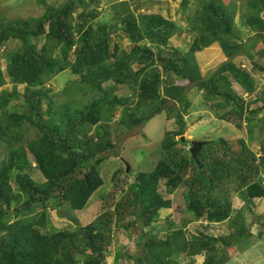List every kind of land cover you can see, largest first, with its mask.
Here are the masks:
<instances>
[{
  "label": "trees",
  "instance_id": "obj_1",
  "mask_svg": "<svg viewBox=\"0 0 264 264\" xmlns=\"http://www.w3.org/2000/svg\"><path fill=\"white\" fill-rule=\"evenodd\" d=\"M103 1L69 0L59 8L47 7L38 18L0 23V52L7 43L19 45L6 54L5 69L0 63V89L12 86L0 95V142L6 150L0 163V264H106L119 230L133 231L141 239L139 254L128 256L133 264H180V257L196 264L195 257L201 255L203 264H226V249L252 236L245 210L233 209V197L249 203L264 198V143L258 156L243 140L236 147L218 138L207 141L194 158L186 149L190 142H182L184 117L192 105L187 88L195 85L202 91L220 121L239 130L246 123L250 139L256 128L264 131V116L260 123L254 120L264 111V98L255 97L252 73L236 63L245 58L253 72H264V0H244L247 12L241 24L253 34L248 41L232 6L222 0H196L194 15L187 17L195 35L187 52L168 46L178 30L175 22L160 14L137 15L144 0L113 2L111 22L99 19ZM189 2L183 0L184 11ZM120 32L130 43L128 51L114 40ZM216 43L227 61L203 78L196 54ZM66 71L94 93L89 103L56 100L47 85ZM108 83L129 90L130 96L108 93ZM234 85L250 99L237 95ZM20 86L25 87L22 95ZM259 102L262 106L251 110ZM164 110L176 129L165 132L154 170L135 174L125 185L122 172H115L114 191L92 223L73 231L53 228L52 211L67 206L82 212L104 186L102 165L117 148L111 133L114 121L118 129L129 131ZM28 125L35 131L30 140ZM33 165L44 182L30 175ZM161 186L168 195L183 190L180 226L166 218L167 227L156 229L160 211L173 208ZM196 222H205V230L227 222L230 234L213 237L198 231L188 239L186 227ZM123 254L116 253L117 262Z\"/></svg>",
  "mask_w": 264,
  "mask_h": 264
},
{
  "label": "rangeland",
  "instance_id": "obj_2",
  "mask_svg": "<svg viewBox=\"0 0 264 264\" xmlns=\"http://www.w3.org/2000/svg\"><path fill=\"white\" fill-rule=\"evenodd\" d=\"M68 1L69 0H0V23L38 18L44 14L47 7L59 8ZM116 1L122 0L103 1L99 8L100 21L111 22L113 11L110 7L111 4ZM222 1L226 5L232 6L231 8L236 15V24L243 33L244 41H248L253 34L248 33L241 24L243 14L247 12L245 1ZM182 2L183 0H144L141 8L136 13L138 16L141 14H160L175 22L178 30L175 31L168 46L187 52L195 36L189 30L190 25L187 17L194 15L197 2L196 0H190L186 11L182 9ZM114 40L121 45L123 50L128 51L130 49V43L122 32L114 34ZM43 43L44 41L41 40L40 46ZM18 46L17 42H10L3 45L0 52V63L3 69H5L6 54L16 51ZM196 58L203 78H209L217 68L227 61L217 43L202 52H198ZM236 63L252 73L257 83L255 97L264 98V72H253L252 65L245 58L237 59ZM260 63L264 66V58L260 60ZM76 79L77 78H75L70 71H66L49 82L47 87L53 89V93L57 96V101H73V103L78 106H82L91 101L94 93L89 92L85 86L75 83ZM177 82H175V84ZM180 84L186 85L187 82H181ZM66 88H69L71 95L64 94ZM105 88L108 93H114L120 97H128L131 94L129 90L122 87H114L112 83L106 84ZM233 88L237 95L242 96L246 101L250 99L240 86L234 85ZM18 90L22 95L25 92V87L20 86ZM2 91L11 92L12 86L7 85L0 89V95ZM187 94L192 105L190 113L184 117L186 121V133L184 135L186 141H211L224 138L237 147V142L240 143V140H243L251 151L260 156L261 146L264 143V131H261L259 128L253 129L254 137L250 139L251 134H249V127L246 123L244 127L239 130L235 125L217 119L215 113L210 110L209 104L206 105L203 92L198 90L195 85L188 86ZM13 104H15V102H13ZM261 106L262 103L259 102L257 105H253L251 110L260 108ZM10 110L14 111L12 108ZM262 116H264V111L256 114L254 120L260 123ZM114 123L111 133L113 134L117 148L109 155L108 160L102 165L101 174L104 179V186L91 198L88 207L82 212H72L67 206L52 211L51 224L53 228L57 230L73 231L78 226L84 227L92 223L101 212H103V208L107 205L109 194L114 191L113 174L115 172H122L120 174V179L122 181L121 183L125 185L134 180L135 174L153 171L161 158V142L165 132L176 129L174 120H168L165 110L161 115H157L149 123L133 130L122 131L118 129L117 125ZM26 136L27 140L35 137V131L31 125H28ZM186 149L189 150L190 145H188ZM5 152V147L3 143L0 142V163L6 158ZM127 165L130 167L129 172L126 171ZM132 172L133 175H131ZM29 173L37 183L45 181L34 165L33 168L29 170ZM260 178L264 184V170H261ZM160 192L164 194L167 200H172L173 208L160 211V219L156 225V229L167 227L165 224L166 218H169L170 221H174L180 226L185 217L184 213H182L184 206H181L183 190L179 189L174 194L168 195L164 186H161ZM117 199L118 196L113 197L110 204ZM247 207H250L252 211L249 212ZM233 209L236 211L238 209L245 210V215L247 216L246 222L252 236L238 246H234L232 249H226V264H264V234L260 236V232L264 231V227H262L264 219H260L264 215V198L256 199L252 203H249L246 200L240 199V196L238 197L235 194L233 197ZM204 225H206L205 222H196L188 225L186 227L188 232L187 238L190 239L192 235H197L198 231H205L207 235L213 237H222L230 234L227 222L223 224H213L208 230H205L203 227ZM165 236V232L160 235L161 238H165ZM141 246V239L137 233L133 231L126 232L125 230L116 231L114 233V240L107 254L106 264H133L128 256L130 254H139ZM119 250H123L124 254L119 262H117L116 253ZM189 261L190 260L185 257H180L179 259L180 264H189ZM204 261L205 255L195 257L196 264H203Z\"/></svg>",
  "mask_w": 264,
  "mask_h": 264
},
{
  "label": "water",
  "instance_id": "obj_3",
  "mask_svg": "<svg viewBox=\"0 0 264 264\" xmlns=\"http://www.w3.org/2000/svg\"><path fill=\"white\" fill-rule=\"evenodd\" d=\"M186 141L185 137L182 138V142L184 143ZM207 141H190L191 147H190V153L191 155L196 158L197 155L202 151L204 146L207 145ZM130 171L129 165H127V172Z\"/></svg>",
  "mask_w": 264,
  "mask_h": 264
},
{
  "label": "clouds",
  "instance_id": "obj_4",
  "mask_svg": "<svg viewBox=\"0 0 264 264\" xmlns=\"http://www.w3.org/2000/svg\"><path fill=\"white\" fill-rule=\"evenodd\" d=\"M6 87V86H5ZM2 89V88H1Z\"/></svg>",
  "mask_w": 264,
  "mask_h": 264
},
{
  "label": "bare ground",
  "instance_id": "obj_5",
  "mask_svg": "<svg viewBox=\"0 0 264 264\" xmlns=\"http://www.w3.org/2000/svg\"><path fill=\"white\" fill-rule=\"evenodd\" d=\"M127 171V170H126Z\"/></svg>",
  "mask_w": 264,
  "mask_h": 264
}]
</instances>
